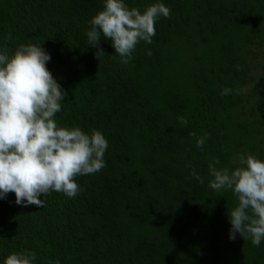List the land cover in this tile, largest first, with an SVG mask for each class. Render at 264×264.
<instances>
[{"label": "trees", "instance_id": "trees-1", "mask_svg": "<svg viewBox=\"0 0 264 264\" xmlns=\"http://www.w3.org/2000/svg\"><path fill=\"white\" fill-rule=\"evenodd\" d=\"M104 2L0 0V53L41 45L67 92L57 123L108 141L106 166L75 177L74 198L53 191L43 208L15 204L14 193L0 200V264L24 250L34 264H264V240H229L236 197L208 186L212 157L230 169L240 153L264 161V0H124L171 10L128 64L103 35L100 61L88 43ZM205 132L201 150L190 134Z\"/></svg>", "mask_w": 264, "mask_h": 264}, {"label": "clouds", "instance_id": "clouds-1", "mask_svg": "<svg viewBox=\"0 0 264 264\" xmlns=\"http://www.w3.org/2000/svg\"><path fill=\"white\" fill-rule=\"evenodd\" d=\"M171 10L163 3L148 6L143 12L129 9L124 0H105L103 10L91 20L87 31L90 47L100 61L107 55L100 47L101 35L111 41L122 64L130 63L140 41L151 44L156 34V21L170 18ZM151 56V50H147ZM115 58V56L113 57ZM51 59L41 45L22 44L9 56L0 53V200L15 194V204L43 208L44 197L55 191L74 198L80 191L75 177L99 172L108 141L101 131L87 134L80 127L60 126L55 116L62 109L67 92L46 67ZM241 71L239 65L236 66ZM224 88L221 95L231 94ZM178 121L187 126V118ZM196 147L203 150L209 134L196 137ZM234 169L218 167L220 160L212 157L208 171L212 177L208 186L217 192L230 190L237 206L230 210L229 240L237 234L251 238L258 247L264 240V161L251 154L234 156ZM191 167V165H188ZM190 176L199 183L204 177L192 169ZM36 253L28 250L7 256L3 264H34ZM50 264H60L54 261Z\"/></svg>", "mask_w": 264, "mask_h": 264}]
</instances>
